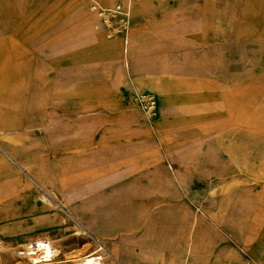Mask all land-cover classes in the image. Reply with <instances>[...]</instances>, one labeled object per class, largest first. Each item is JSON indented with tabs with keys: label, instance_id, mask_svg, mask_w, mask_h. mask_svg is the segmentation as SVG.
<instances>
[{
	"label": "rangeland",
	"instance_id": "1",
	"mask_svg": "<svg viewBox=\"0 0 264 264\" xmlns=\"http://www.w3.org/2000/svg\"><path fill=\"white\" fill-rule=\"evenodd\" d=\"M151 1L153 17H174L175 0ZM216 14L231 16L236 38L242 30L248 40L233 43L231 89L209 94L202 108L198 98L184 104L181 84L163 96L161 85L189 77L159 73V49L100 62L88 51L81 57V41L91 46L76 35L77 59L86 63L64 68L61 35L49 49L28 52L24 62H41L38 68H21L9 54L0 66V95H7L0 98V158L11 154L36 178L55 175L46 187L62 208L11 164L26 185L0 203V264H33L26 254L36 241L56 250L49 264H78L94 251L102 264H171L176 255L186 264H254L240 243L252 234L239 227L255 226L246 206L264 186L256 178L264 161V0H216ZM103 22L124 35V14L108 12ZM136 94L155 97L152 113L139 109ZM224 103L240 109L227 128ZM83 166L87 173L78 176ZM194 215L216 231L200 249L190 241Z\"/></svg>",
	"mask_w": 264,
	"mask_h": 264
},
{
	"label": "crops",
	"instance_id": "2",
	"mask_svg": "<svg viewBox=\"0 0 264 264\" xmlns=\"http://www.w3.org/2000/svg\"><path fill=\"white\" fill-rule=\"evenodd\" d=\"M121 1L0 0V66H5L9 62V54H15L17 66L32 67L35 63V68H38L41 62H24L28 52L49 49L51 42L54 45L56 36L61 35L64 47L59 61H62L64 68H70L76 64L82 65L86 62L77 59L78 48L71 46L73 45L72 36L77 35L79 39H89L86 46H91L84 48L85 45L81 41L79 48L81 57L88 51L99 56L101 60L98 61L100 62H119L123 59L126 62L134 61L139 54L159 49L161 53L159 62L161 71L159 73L164 71L167 74L189 77L181 82L175 80L170 85H161L160 91L165 98H168L176 93V89L181 84L184 104L187 107L189 102L192 104V98H198L197 105L202 108L206 104L205 100L209 98V94H215L217 90L227 92L231 89L233 43L248 40L247 36L244 37L247 33H242L241 30L237 39L231 16L224 15L222 19H218L216 0H175L174 17L167 14V11H162L159 18L153 17L148 11V7L152 5L151 0H127L131 5L126 14L127 23L122 32L123 36L114 32L113 27L105 26L104 12L100 11L97 16L90 8V4L93 2L101 5L105 2L106 5L114 6L121 5ZM156 1L167 3L170 0ZM164 8L169 7L165 6ZM109 33L110 35H108ZM162 62L167 65L163 67ZM145 73L147 72L145 71ZM0 98H7V95H0ZM201 108L196 115L209 123L207 121L209 120L208 113ZM234 112L239 114L240 109L232 110L230 105L224 103L222 112L226 119L224 128L230 125L226 121L231 120ZM52 145L56 144L52 143ZM238 148L240 146L234 145L230 146L228 150L235 153ZM240 151L239 149V153ZM4 157L7 159L6 161L0 158V203L6 202L9 197L16 195V186L21 182L20 176L12 171V164L36 185L48 201L55 202L61 207L53 188L46 187L47 184L54 183L55 175L48 173L36 178L31 174V170L15 160L11 154H4ZM260 167L261 169H257L256 178H264V161L260 163ZM78 169V176L87 173L85 166ZM69 172L70 169L65 168L63 175L65 176ZM40 178L46 179L47 182L36 180ZM21 183L26 185L25 182ZM68 183V180L64 179L60 180L59 185L63 188ZM246 207V212L250 211L248 216L255 226H248L241 221L239 227L241 234L246 236L252 234V237L244 240L240 235V243L246 247L249 258L253 263L255 262L254 264H264V243H261L260 237L264 234V186L256 197V201L249 202ZM197 216L194 215L190 227V241L194 245L193 249H200L198 245L201 241L213 239L216 236L215 229L213 227L206 228V225H203V220ZM78 225L83 227L81 223ZM110 258L116 261L114 256L110 255ZM230 258L233 259V257ZM172 259L171 264L187 263L184 257L179 255Z\"/></svg>",
	"mask_w": 264,
	"mask_h": 264
},
{
	"label": "bare ground",
	"instance_id": "3",
	"mask_svg": "<svg viewBox=\"0 0 264 264\" xmlns=\"http://www.w3.org/2000/svg\"><path fill=\"white\" fill-rule=\"evenodd\" d=\"M126 5L127 4H126L125 0H122L121 5H114V6L106 5L105 2H103V5H101L100 3L93 2L90 4V8H91V10H93L94 14L97 16L100 13V11L104 12L103 15H106L108 12L109 13H115V14H118L121 12V13H124V15L126 16V14L128 13V10H126V7H127ZM78 19H76V20H78ZM71 46H73V45H71ZM32 246H34V249H32V247L29 248L30 246H28L27 250H29V251L26 254V257L33 264H49V262L52 261V259L56 256V250L48 242L34 243ZM13 255H15V254H13ZM67 258H68V256H67ZM78 264H102V257L99 256L96 251H94V252H91V253L79 258Z\"/></svg>",
	"mask_w": 264,
	"mask_h": 264
},
{
	"label": "built area",
	"instance_id": "4",
	"mask_svg": "<svg viewBox=\"0 0 264 264\" xmlns=\"http://www.w3.org/2000/svg\"><path fill=\"white\" fill-rule=\"evenodd\" d=\"M134 100L139 109L146 114L152 113L156 107V99L150 94H136ZM31 247L34 249V246H30L29 248Z\"/></svg>",
	"mask_w": 264,
	"mask_h": 264
}]
</instances>
